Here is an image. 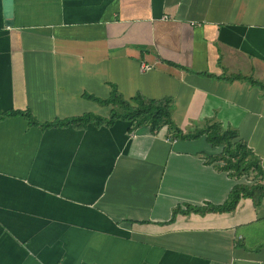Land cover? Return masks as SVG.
Returning <instances> with one entry per match:
<instances>
[{
	"label": "crops",
	"instance_id": "obj_1",
	"mask_svg": "<svg viewBox=\"0 0 264 264\" xmlns=\"http://www.w3.org/2000/svg\"><path fill=\"white\" fill-rule=\"evenodd\" d=\"M0 0V112L108 117L109 98L170 100L183 131L235 129L264 167V0ZM205 136L117 119L42 128L0 114V264H264V197L235 183Z\"/></svg>",
	"mask_w": 264,
	"mask_h": 264
},
{
	"label": "trees",
	"instance_id": "obj_2",
	"mask_svg": "<svg viewBox=\"0 0 264 264\" xmlns=\"http://www.w3.org/2000/svg\"><path fill=\"white\" fill-rule=\"evenodd\" d=\"M235 78H244L264 91V82L252 76L235 75ZM103 105L111 104L113 107L108 117H101L86 113L81 116L57 119L50 122L39 123L29 111L12 110L0 112L3 115H23L31 123L39 124L42 128L73 125L83 127L88 123L95 125H111L115 120L130 121L134 126L145 125L153 134H157L166 127L171 137L179 139H197L205 136L212 146H220L221 153L214 157H207L209 162L219 161L220 169L227 172L235 183L231 187L227 198L220 204L205 203L202 206L178 207L172 212L170 221L177 214H206L209 212H231L241 198H250L255 206L261 204L264 197V167L261 159L247 146V143L239 138L235 129L223 128L220 122L212 121L206 125L195 128L193 131H183L172 119L170 100H154L142 94H136L131 99H125L117 90H113L109 98H94Z\"/></svg>",
	"mask_w": 264,
	"mask_h": 264
},
{
	"label": "water",
	"instance_id": "obj_3",
	"mask_svg": "<svg viewBox=\"0 0 264 264\" xmlns=\"http://www.w3.org/2000/svg\"><path fill=\"white\" fill-rule=\"evenodd\" d=\"M4 2V16H5V24L12 25L13 24V0H3Z\"/></svg>",
	"mask_w": 264,
	"mask_h": 264
}]
</instances>
